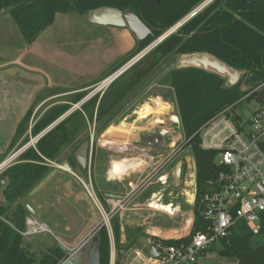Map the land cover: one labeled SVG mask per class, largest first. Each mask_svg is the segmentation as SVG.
Wrapping results in <instances>:
<instances>
[{"label": "trees", "instance_id": "1", "mask_svg": "<svg viewBox=\"0 0 264 264\" xmlns=\"http://www.w3.org/2000/svg\"><path fill=\"white\" fill-rule=\"evenodd\" d=\"M204 1L160 0L158 6L153 0H0V19L10 16L26 43L31 45L55 23L59 14L85 17L89 11L102 7L134 12L151 28L152 34L111 69L106 75L109 76ZM176 54H207L238 71L240 79L236 85L227 87L226 78L196 67L175 69L164 75L167 77L165 84L171 87L177 106L182 136L186 140L192 138L189 145L196 164V198L190 233L181 239L153 238V246H177L188 242L197 233L206 231L208 223L203 217V198L208 191V182L218 174V167L215 164L216 154L202 150L198 136L194 135L223 108L243 103L241 100L254 86L264 83V0H214L131 68L124 81L115 82L101 100L97 113L98 96L85 104L82 108L88 120L93 121L96 113L98 124L104 122L167 58ZM83 97L84 94L77 95L76 102ZM70 108L69 105H62L51 109L37 121L31 135L38 136ZM31 114L32 110L19 123L14 138L16 142L28 131ZM83 117L81 111L74 112L38 140L35 148H29L15 165L0 176V264H63L68 259V252L58 245L37 254L30 245L24 244L20 232L25 229L26 218L30 215L24 204L26 195L53 169L47 160L61 163L63 156L58 159L60 149L73 146L74 141L86 130L87 121ZM29 141L30 138H25L20 148ZM15 143H12L11 148ZM8 155H0V162ZM93 155L94 162L95 148ZM68 161L76 169L74 157H69ZM82 171L84 174L87 172L86 169ZM6 176L11 181L8 187L1 184ZM112 229L116 255L121 259L123 252L131 249L141 235H137L133 242L128 239L129 243L123 247L119 219L114 221ZM98 235L100 264H109L111 244L107 228L102 227ZM207 253H217L229 259L230 264H264V213L256 228L243 222L237 223L228 237L220 239L204 255Z\"/></svg>", "mask_w": 264, "mask_h": 264}, {"label": "rangeland", "instance_id": "2", "mask_svg": "<svg viewBox=\"0 0 264 264\" xmlns=\"http://www.w3.org/2000/svg\"><path fill=\"white\" fill-rule=\"evenodd\" d=\"M57 17L60 19L66 17L69 22L65 23L64 27H61L59 23H57V20L53 26L46 29L41 35L43 36L41 38H44V36L46 38V36H50V32H53V37L50 36L51 43H54L53 46L57 51H50V48L45 47V44H43L42 41L40 45H38L39 48L31 52L30 55L31 58L42 57V61H32V63L34 62L37 66L43 67V70L50 72L54 77L60 75L63 70L68 67H70L71 70L75 69L76 75H78L77 78L80 76H93L97 73H102L104 69H107L101 74V79L104 75H106V73H109L111 69L118 65L137 48L136 42V46L132 48V46L129 47V43L127 40H124V37L120 39L122 33L120 29L122 28L93 25L88 23L85 17L74 14H59ZM116 32H118V34H116ZM19 39L20 42L18 43L16 42L15 37L11 38V33H6L5 31L0 30V59H6L7 57L16 55L13 50L19 49L20 47L18 48V45L27 44L25 40H23L24 38L22 37L21 32ZM55 52L58 53L56 54ZM62 55H71V58L73 59L71 60L72 63L63 65L62 67L64 68L61 69L60 67L62 63L58 62L61 61L58 58ZM133 58L123 63L119 68L127 64ZM29 73H33V71H30ZM2 74L7 75V71H3ZM30 78H32V76H30ZM166 79L167 77L163 76L161 80L157 82L156 86L149 91V93L137 101V103L133 106L134 108L128 112V119H131L130 117L133 116V113L137 111V109L144 102L152 105L154 116L160 117L163 115L157 113L154 103L157 101L158 105H163L162 103L170 102L171 99H169V96H166L167 94H165L166 90H168L165 88ZM11 81L12 80L7 81L4 79L1 88L4 89L6 83L12 87L13 82ZM88 90L91 91V88H88ZM51 92L52 91H48L47 94H50ZM2 99H4V97H2ZM167 103L165 104V107L168 110ZM247 104L251 111H254L264 105L253 100L242 103L240 108L246 107ZM77 111H81L83 113V118L87 121L86 130H88L90 134V140L93 144L95 143L97 145L95 150L98 158L96 157V166L94 167L95 170H93L92 173L89 169L86 174L79 173V179L77 180L73 175H68L59 169H56L55 166H61V163L55 162L52 164L55 168H53L42 179V181L26 195L24 202L25 205L30 207V209H28L30 215L39 222L45 223L48 226L50 233L25 240L24 244L27 246L30 245L33 249L32 251L37 252V254H40L42 251H45L54 245H58L63 247L68 252L70 264L74 262V264H84V262L85 264H89L88 248L85 247L86 245L82 246L87 239L84 242L81 241L78 247L76 246L82 237L79 235L94 225H97V231H94V233L89 235L87 238H93L95 235H98L99 230L102 227H105L103 226L105 216H108L111 227V234L109 235L111 244L109 264H111L112 260V249H114L113 264H117V260H119V264H124L127 259L124 260L123 258L120 259V257L117 258L116 255L115 239L112 228L114 221L117 219H119L120 222L122 220L128 225L126 228V234L131 233L132 238H135L137 235L145 237L146 231L155 225L162 227V231H171V235L174 237L189 234L193 226L192 219H194L195 204L193 196L196 193V189L192 183V164L193 162L195 163V159L190 151V148L184 147L183 151L176 158V160L165 166V170L161 173L163 178L153 179L151 184L141 187L142 183H139V179L137 178V176H140V173H138L140 172L138 171L139 168L144 165L143 157L139 158V161L131 162L128 166L135 167L136 172L129 173L127 175V180L123 181L126 185V189L124 187L117 186L116 184H108L101 179L102 173L100 172L99 167H103V175L106 172H109V178L111 173L114 176L111 178H115L117 176L115 171L119 169H115L114 165L118 163V159L113 157L112 154L123 152L118 155L119 158L127 155L137 156V154L133 150V145L131 146V150L128 149V146L125 147L122 145L120 149L116 150V147L106 145L104 140L105 138L107 139L108 137H111V135L107 134L105 136L106 133H104V135L98 137L94 132L103 122L98 124L95 119L93 121L88 120L85 111H83V108L81 107H79L76 112ZM48 112L49 111H44L42 115V112H39L36 119L40 120ZM5 113L12 114V111ZM129 123L130 121L127 122L121 118L111 127L128 128ZM29 131L31 133L32 127L29 128ZM131 133L132 132H129V135ZM104 136L105 138H103ZM10 137L11 136L8 133L0 134V146H5ZM14 138L11 143L16 142ZM182 141L183 137H179L178 142ZM65 150V147L60 149V156L58 159L61 156H64L63 152ZM100 154L104 156L103 160L99 159ZM107 154H109L108 158L106 157ZM157 161L158 160L156 159L154 162L156 163ZM138 163H141L142 165L139 166ZM119 164L121 163L119 162ZM179 164L182 165V169L180 170V174H176L177 165ZM129 182L132 184H129ZM129 185H131V188ZM85 186L94 191V200L88 194ZM104 189L106 191H113V193L116 194H125L127 197L124 202L119 204L113 199L105 198L103 193ZM1 200L2 198L0 201ZM157 204H161L162 207L165 205H172L173 207L179 206L180 210L173 215H169L162 210L156 209L155 206ZM114 208L117 212L110 217L109 213ZM33 211L34 213L32 214ZM69 229L70 233L74 237H77V240L70 242L67 239ZM152 241L153 239L151 240L150 238H141L138 244L133 246L134 248L139 247L138 249L146 251L147 246ZM128 243L129 242H122L121 238V245L123 247ZM230 262L231 261L229 259L222 258L218 256L217 253H207L200 259L198 264H230ZM130 263L131 260L127 264Z\"/></svg>", "mask_w": 264, "mask_h": 264}, {"label": "built area", "instance_id": "3", "mask_svg": "<svg viewBox=\"0 0 264 264\" xmlns=\"http://www.w3.org/2000/svg\"><path fill=\"white\" fill-rule=\"evenodd\" d=\"M138 60L136 56L129 61L112 77L98 85L87 99L107 87L114 77L131 68ZM110 79H112L110 83L102 86ZM261 93H264V83L254 86L241 101L249 102L250 99L264 104V101L259 100ZM241 105L242 103H237L226 106L203 124L194 135L198 136L199 147L202 150L216 154L215 164L218 167V174L208 182V191L203 198V217L208 223L206 231L197 233L188 242H182L177 246L155 245L160 251L158 258L151 259L145 255L139 259L136 257L131 260L130 264H196L199 263L206 250L220 239L228 237L237 223L243 222L253 228L258 226L260 217L264 213V105L254 111L249 109L248 104L240 108ZM178 128L180 135L173 142L172 156L159 157L150 154L142 156L145 171L139 179V183H142L141 187L151 184L153 179H162L161 173L165 170V166L170 163L172 157H178L184 147L190 148L192 152V147L189 145L192 138L186 140L182 136L181 125ZM179 137H183L182 142H178ZM27 144L0 162V176L15 165L23 153L35 145ZM156 159L158 161L155 163ZM192 169L196 189V164L194 162ZM85 188L94 200V191L87 186ZM126 197L127 195L122 200L114 201L121 204ZM116 212L114 208L109 216L112 217ZM105 218L109 220L108 216ZM107 230L110 235V223ZM46 233H50L48 226L31 215L26 218L25 229L20 232L24 241ZM91 239L88 238L82 246H85ZM69 260L64 263L68 264Z\"/></svg>", "mask_w": 264, "mask_h": 264}, {"label": "crops", "instance_id": "4", "mask_svg": "<svg viewBox=\"0 0 264 264\" xmlns=\"http://www.w3.org/2000/svg\"><path fill=\"white\" fill-rule=\"evenodd\" d=\"M59 17V16H58ZM55 20L61 27L65 26V23H68L69 20L66 17H63V19L58 18ZM55 22V23H56ZM54 23V24H55ZM53 24V25H54ZM52 25V26H53ZM16 24H14V21L11 19L10 16L6 15L3 18L0 19V30L5 31L6 33H11V38L15 37L16 42H20V30L16 28ZM122 31L121 33V38L124 37V40H127L129 43V47L132 46L134 48L136 46L135 41L131 35V33L126 30V29H120ZM51 31V30H50ZM118 34V32H116ZM42 35V34H41ZM39 36L36 41L31 44H23V45H18L19 49L13 50L15 51L14 53L16 55L12 57H7L6 59H0V134L3 133H8L11 137L6 143L5 146H0V155L3 154H11L17 150L20 149L22 146V142L24 141L25 138H30L33 139L29 128H33L34 125L37 123L38 119H36L37 115L39 112H42L41 115L44 113V111H50L54 107L62 106V105H72L73 100L75 99L76 95L78 93H81L87 88L91 87L93 84H95L96 81H98L101 77V74L106 71L107 69H104L102 73H97L93 76L89 75L87 77H82L80 76L79 78L78 75H76L75 69H72L68 67L67 69H64L63 72L58 75L57 77H54L50 72H47L46 70H43V67L37 66L34 62H39L40 60L42 61V57H37V58H31V52H33L35 49L39 48L38 45L42 42L45 44V47L50 48V51H57L54 48V43H51V37L53 35V32H50V36H44V38H41L43 36ZM53 37V36H52ZM24 40V39H23ZM55 41V40H54ZM130 41V42H129ZM26 42V41H25ZM56 54L58 52H55ZM5 57V56H4ZM58 58L61 61H58L62 63L61 69L64 68L62 67L65 64H70L72 63L71 55H62L59 56ZM36 59V60H35ZM32 61H34L32 63ZM59 68V69H60ZM3 71H7V75L2 74ZM30 71H33V73H29ZM47 72V73H46ZM32 76V78H30ZM12 77V78H11ZM12 80L13 86L10 87L8 83L5 84V88L2 89L1 85L3 80ZM48 91H52L50 94H47ZM4 99H2V97ZM4 101V102H2ZM163 105H158L157 101L154 103V107L157 110L158 114H163L167 113L168 110L165 107V103H162ZM32 110V115L30 118V126L28 127V131L19 138V140L12 146V139L16 135V129L19 123L22 121V119L26 116V114ZM72 110L69 109L66 113L70 112ZM8 111H12V114L10 113H5ZM163 111V112H162ZM154 112L152 105L151 104H144L142 105L138 110L137 113L139 114L140 118H145L147 117L150 113ZM65 113V114H66ZM71 112L68 113L67 117L64 119L66 120L68 117L71 116ZM64 115V114H63ZM62 115V116H63ZM58 120V119H57ZM63 120V121H64ZM133 123L129 124V127H111L108 132H106L105 136L107 134L111 135V137H108L107 139L105 136L104 142L106 145H110L112 147H116L115 149L118 150L123 146H128V149L131 150V146L135 145V140H136V132L135 131V126ZM130 129V130H128ZM134 129V130H133ZM132 130V131H131ZM129 132H132L129 135ZM130 137V138H129ZM130 139V140H129ZM103 140V139H102ZM128 141V143H127ZM36 144V143H35ZM120 145V147H119ZM35 148V145L32 146ZM129 150V151H130ZM123 152L119 153H113V157H116L118 159V163L114 165L115 169H119L116 172V177H114L113 174L111 173L110 178H109V172L105 173L103 175V167L100 168V172L102 173L101 179H103L104 182L108 184H116L117 186L124 187L126 189V185L123 182L124 180H127V175L129 173H134L136 172L135 167H128L131 162H136L139 161V158H141L139 155L137 156H122L119 158L118 155L122 154ZM96 157L98 158L97 152H96ZM96 157H95V162H96ZM107 158L109 157V154L106 156ZM63 161L65 160L64 157ZM61 158V159H62ZM99 159L103 160L104 156L101 154L99 155ZM144 161V160H143ZM119 162L121 164H119ZM139 164V163H138ZM96 165V164H95ZM142 164L140 163L139 166ZM138 166V165H137ZM56 169H59L60 171L68 174V175H73L75 179H79L78 174L83 173V171H79L76 169L74 173L61 169L59 166H55ZM52 166V168H55ZM143 169V170H142ZM140 176L143 174L145 171V162L142 167L139 168ZM114 173V172H113ZM140 176L137 178L140 179ZM116 179V180H115ZM193 179V177H192ZM193 185L194 182L192 181ZM129 184H132L129 182ZM131 185H129L130 187ZM131 188V187H130ZM195 188V185H194ZM124 192V191H123ZM103 193L105 195V198L109 199L106 197L107 193H113V191H106L105 189L103 190ZM116 194V193H114ZM194 197V196H193ZM194 199V198H193ZM193 202V200H192ZM156 209L162 210L163 212L173 215L174 213L178 212L180 210L179 206L173 207L172 205H165L164 207L161 206V204H157L155 206ZM34 211L32 212V214ZM192 222H194V219H192ZM121 238L122 242H127V240H131L132 242L134 241L135 238H132V234H126V228L127 224L124 223L121 220ZM94 231H97V225L92 226L89 228L87 231L85 230L81 235L82 236L80 241L76 244V246H79V243L81 241H85L88 239L87 237L91 234L94 233ZM156 231V232H155ZM145 237H139L135 243L138 244L141 238H150L151 240L153 238H160L163 240H168V239H180L185 236H180V237H174L171 235V231H162V227L160 226H153L151 229H148L145 233ZM149 235V236H148ZM67 239L71 241L77 240V237H74L70 233V229L68 230V235ZM153 242V241H152ZM152 242L147 246V250L143 251L138 248H134V246L123 252V259L126 261L134 260L136 257L139 259L143 258L145 255H148L149 248L152 245ZM85 247L88 248V260H89V245H86ZM124 264H127L126 262Z\"/></svg>", "mask_w": 264, "mask_h": 264}, {"label": "water", "instance_id": "5", "mask_svg": "<svg viewBox=\"0 0 264 264\" xmlns=\"http://www.w3.org/2000/svg\"><path fill=\"white\" fill-rule=\"evenodd\" d=\"M214 0H206L203 2L193 13H191L185 20L176 25L174 28L169 30L160 39L154 43L153 45L145 48L142 52L137 55V59H141L145 57L154 46L168 38L170 35L176 33V30L186 23L189 19L195 16L198 12L207 7ZM156 5H160V0H154ZM85 19L88 23L99 26H112V27H120V28H128L131 34L134 36L136 41L142 42L145 40L150 34L151 29L147 26L134 12L130 10L120 11L115 8L102 7L96 10L89 11ZM186 67H196L201 68L209 72H213L221 77L226 78V86L232 87L239 82L240 73L238 71L232 70L227 67L224 63L212 58L207 54H190V55H182L179 57L175 55L167 60L155 73H153L131 96H129L103 123L99 128H97L94 132L95 135L100 137L106 133L110 127L145 93L147 92L154 84L167 72L181 69ZM260 101H264V93H261L259 96ZM79 107V106H78ZM174 108V107H173ZM77 109V107L73 108L70 112L73 113ZM68 112V113H70ZM68 113L61 116L57 122L55 121L52 125H50L47 129H45L40 135L30 141L27 145L31 146L35 144L39 139L49 133L53 128H55L61 121H63ZM173 123L176 125H180V120L177 115L173 116ZM134 130V129H133ZM135 131L136 128H135ZM91 141H86L84 144L80 146L77 150L75 157L78 161V164L82 167V169H86L88 165V151L91 148ZM61 169L68 170L72 172V168L65 161L61 166ZM182 169V165H177L176 174H180V170ZM1 184L4 187H8L11 184L9 177H4L1 180ZM106 197L113 200H122L124 195L107 193ZM27 209H30L28 205H25ZM109 220L104 219V225L106 228L108 227ZM257 233V230H255ZM113 250V259H114V249ZM160 256V251L156 249L155 246H151L148 251V257L151 259H156ZM100 237L99 235H95L90 241L89 247V264H100ZM66 264V263H64Z\"/></svg>", "mask_w": 264, "mask_h": 264}, {"label": "flooded vegetation", "instance_id": "6", "mask_svg": "<svg viewBox=\"0 0 264 264\" xmlns=\"http://www.w3.org/2000/svg\"><path fill=\"white\" fill-rule=\"evenodd\" d=\"M154 1V0H153ZM206 1V0H205ZM204 1V2H205ZM211 4V3H210ZM209 4V5H210ZM201 5V4H200ZM199 5V6H200ZM198 6V7H199ZM197 7V8H198ZM197 8H195L191 13H193ZM206 8V7H205ZM204 8V9H205ZM203 9V10H204ZM126 11V10H125ZM202 11V10H201ZM200 11V12H201ZM200 12H198L197 14H199ZM191 13H189L186 17H184L181 21H179L176 25H178L179 23H181L183 20H185ZM196 14V15H197ZM137 15V14H136ZM195 15V16H196ZM138 16V15H137ZM195 16H193L192 18H194ZM139 17V16H138ZM140 18V17H139ZM191 18V19H192ZM141 19V18H140ZM191 19H189L187 22H189ZM142 20V19H141ZM143 21V20H142ZM144 22V21H143ZM186 22V23H187ZM145 23V22H144ZM186 23H184L183 25H181L177 30H176V32L182 27V26H184ZM146 24V23H145ZM147 25V24H146ZM175 25V26H176ZM148 26V25H147ZM175 26H173L172 28H174ZM120 28V27H119ZM171 28V29H172ZM122 29H126V30H128V28H122ZM151 29V28H150ZM171 29H169V30H171ZM168 30V31H169ZM129 31V30H128ZM168 31H166L165 33H167ZM130 32V31H129ZM131 33V32H130ZM165 33H163L161 36H163ZM151 34H152V30H151ZM150 34V35H151ZM175 34V33H174ZM132 35V34H131ZM149 35V36H150ZM173 35V34H172ZM148 36V37H149ZM160 36V37H161ZM171 36V35H170ZM169 36V37H170ZM132 37L134 38V36L132 35ZM160 37H158L156 40H154L149 46H151V45H153L154 43H156L159 39H160ZM168 37V38H169ZM167 39V38H166ZM166 39H164L163 41H161L160 43H158L156 46H154L153 47V49L149 52V53H151L153 50H155L161 43H163ZM134 40H135V42L137 43V45H138V43H140V42H138V41H136V39L134 38ZM144 41V40H143ZM149 46H147V47H149ZM146 47V48H147ZM142 52V51H141ZM148 53V54H149ZM147 54V55H148ZM138 55V54H137ZM136 55V56H137ZM147 55H145V56H147ZM176 55H178L179 57H181L182 55H179V54H176ZM173 56H175V55H173ZM173 56H170L169 58H167V60H169L171 57H173ZM135 58V57H134ZM144 58V57H143ZM143 58H141V59H139L131 68H133L138 62H140ZM167 60H165V62L167 61ZM164 62V63H165ZM163 63V64H164ZM162 64V65H163ZM126 65V64H125ZM124 65V66H125ZM161 65V66H162ZM160 66V67H161ZM159 67V68H160ZM123 68V66L121 67V68H118V70H116L115 72H113L112 74H110L109 76H106L107 75V73H106V75H104L100 80H98L96 83H95V85H93L92 87H89V88H91V91L90 90H88V88H87V90H85V91H83V92H81V93H78L77 95H79V94H84V97L80 100V101H77L76 102V97H77V95H76V97H75V99L73 100V102H72V105H70L71 106V108L73 109L74 107L76 108L77 107V109L79 108V107H83L85 104H87V103H89L93 98H95V97H99V99H98V103H97V105H96V113H97V110H98V108H99V104H100V102H101V100L104 98V96L109 92V90H110V88L113 86V84L115 83V82H117V81H124V79H126V74L129 72V70H131V68H129L128 70H126V71H123L121 74H119L118 76H116V77H114L113 78V80L111 81V83L107 86V87H105L104 89H102L101 91H99L98 93H96L95 95H92L91 97H89L88 99H87V97L88 96H90V94L92 93V91L98 86V85H100L103 81H105V80H107L108 78H110V77H112L116 72H118L120 69H122ZM158 68V69H159ZM109 72V71H108ZM168 73V72H167ZM163 77V76H162ZM161 77V78H162ZM161 78L157 81V82H159L160 80H161ZM157 82L154 84V86H152L147 92H145L139 99H141V98H143L147 93H149V91H151L155 86H156V84H157ZM165 88L166 89H168V90H166V92H165V94H167L166 96H169L168 98L169 99H171L170 100V102L169 103H167V102H165V104L167 103L168 104V107H169V109H168V112L167 113H163V115L162 116H160V117H158V116H154V113L152 112V113H150L147 117H145V118H140L139 117V114L137 113V111H135L134 113H133V116L132 117H130L131 119H128L127 117H128V112H130L131 111V109L132 108H134L133 106L137 103V101L139 100H137L119 119H124L125 121H130V123H133L134 124V126H135V128H136V130H137V132L135 133L136 134V140H135V145L133 146V150H134V152L137 154V155H139L140 157H142L143 155H147V154H150V155H154V156H166V155H169V156H172L173 154H172V152H173V142H175V139L176 138H178V136L180 135L179 133V128H178V126L179 125H176L175 123H173V116L174 115H177L178 117H179V115H178V113H177V106H176V103L174 102V100H173V96H172V93H171V87L170 86H168V85H165ZM137 90V89H136ZM135 90V91H136ZM134 91V92H135ZM134 92H132L129 96H131ZM163 92V91H162ZM164 93V92H163ZM162 93V94H163ZM128 96V97H129ZM127 97V98H128ZM126 98V99H127ZM87 99V100H86ZM125 99V100H126ZM165 99H166V97H165ZM84 100H86L85 102H83ZM124 100V101H125ZM123 101V102H124ZM83 102V103H82ZM122 102V103H123ZM121 103V104H122ZM120 104V105H121ZM144 104H146V102H144V103H142V105H144ZM148 104V103H147ZM119 105V106H120ZM141 105V106H142ZM79 106V107H78ZM118 106V107H119ZM140 106V107H141ZM117 107V108H118ZM139 107V108H140ZM174 107V108H173ZM70 108V109H71ZM116 108V109H117ZM138 108V109H139ZM77 109H75V111L74 112H76V110ZM115 109V110H116ZM137 109V110H138ZM73 112V113H74ZM72 113V114H73ZM96 113H95V121H97V119H96ZM71 114V115H72ZM118 119V120H119ZM179 120H180V117H179ZM57 121V120H56ZM63 121H61L60 123H62ZM59 123V124H60ZM129 123V124H130ZM58 124V125H59ZM57 125V126H58ZM180 125H181V121H180ZM56 126V127H57ZM55 127V128H56ZM54 129V128H53ZM52 129V130H53ZM37 137V136H36ZM40 140V139H39ZM86 141H91L90 140V134H89V132H88V130H85L75 141H74V144H73V146H68V147H65L66 148V150L63 152L64 153V161H62L61 162V164H63L65 161L69 164V161H68V159H69V157L71 158V156H73L74 157V159H75V162H76V164H77V167H76V169L78 168L79 170H81L82 171V167L78 164V161H77V159H76V157H75V154H76V152H77V150L80 148V146L82 145V144H84ZM29 143V142H28ZM92 143V145H91V148H90V150L88 151V157H89V160H88V165H87V168H86V170L88 171V169L90 170V172L92 173V165H93V163H94V167L96 166L95 165V161L93 162V154H94V148L95 147H97V145L94 143L93 144V142H91ZM95 157H96V150H95ZM176 158L177 157H172L171 158V160H170V163L171 162H173L174 160H176ZM47 163H48V165L50 166V167H52V164H53V162H51V161H48L47 160ZM69 166H70V164H69ZM71 167V166H70ZM72 168V167H71ZM76 169H73L72 168V173H74L75 171H76ZM93 170H95V169H93ZM86 173H88V172H86ZM84 174V173H83ZM86 245H89V247H90V242H88Z\"/></svg>", "mask_w": 264, "mask_h": 264}, {"label": "bare ground", "instance_id": "7", "mask_svg": "<svg viewBox=\"0 0 264 264\" xmlns=\"http://www.w3.org/2000/svg\"><path fill=\"white\" fill-rule=\"evenodd\" d=\"M112 79H110L108 82H105V83H103L102 84V86H104L105 84H107V83H110V81H111ZM168 107V106H167ZM168 109H169V107H168ZM111 128V127H110ZM106 219V218H105ZM113 261H114V259H113V252H112V260H111V264H113Z\"/></svg>", "mask_w": 264, "mask_h": 264}]
</instances>
